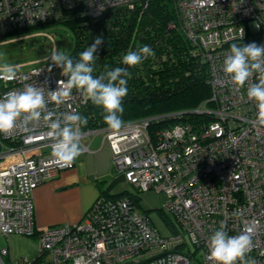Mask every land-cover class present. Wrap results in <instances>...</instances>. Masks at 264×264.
I'll return each instance as SVG.
<instances>
[{"label":"built area","instance_id":"2783aa9c","mask_svg":"<svg viewBox=\"0 0 264 264\" xmlns=\"http://www.w3.org/2000/svg\"><path fill=\"white\" fill-rule=\"evenodd\" d=\"M150 0H0V36L58 20L64 8L81 5L91 24L111 9L133 10ZM178 27L208 69L210 98L183 121V113L124 122L119 128L84 130L81 139L100 135L112 155L114 172L140 194L162 196L161 209L181 234L164 236L153 219L127 196L98 198L83 220L39 231L34 192L75 168L52 156L48 122L0 134V264H214L210 235L221 225L229 235L251 229L248 256L264 264V125L244 88L223 72L233 43L264 45V0H172ZM54 41V38L48 35ZM42 60L12 80H0V98L26 84L58 89L62 70ZM32 67V66H31ZM21 69V68H19ZM258 82L254 75L248 83ZM89 99L73 89L54 101L58 114L80 111ZM168 123L157 127L160 123ZM83 151H88L83 148ZM239 212L237 216L236 213ZM12 236L37 241L35 258L12 257ZM189 243L193 246L191 253ZM199 256V259H198Z\"/></svg>","mask_w":264,"mask_h":264},{"label":"trees","instance_id":"16d2710c","mask_svg":"<svg viewBox=\"0 0 264 264\" xmlns=\"http://www.w3.org/2000/svg\"><path fill=\"white\" fill-rule=\"evenodd\" d=\"M52 23L65 24L74 31L75 45L69 55L73 60H77L79 53L90 46L97 36L104 38V44L97 53L94 76L115 67L127 68L131 75L127 78L128 94L122 101V123L173 113H183L182 120L186 121L196 117L191 112L210 98L206 65L201 63L195 54V47L180 29L171 28L172 24L177 23L172 0H150L143 5L141 1L133 10L111 9L95 24H91L83 6L78 5L64 8L58 20ZM40 26L4 34L0 36V40L21 38ZM31 34L34 33L29 35ZM144 45L150 46L155 55L135 67L121 63L128 50ZM80 115L88 121L86 126L82 125L84 130L109 127L104 122L103 109L90 100L80 111ZM167 124L163 122L158 125L164 127ZM104 196H127L139 207L143 195L126 191L120 196ZM160 211L163 210L160 208ZM144 212L149 213L148 210ZM162 219L164 220L163 217ZM170 226L177 229L175 222L170 223Z\"/></svg>","mask_w":264,"mask_h":264},{"label":"clouds","instance_id":"9594fccd","mask_svg":"<svg viewBox=\"0 0 264 264\" xmlns=\"http://www.w3.org/2000/svg\"><path fill=\"white\" fill-rule=\"evenodd\" d=\"M104 44V38L97 36L93 43L73 60L68 54L53 49L50 53L51 67L62 69L67 80L58 81V89L45 93L44 87L26 84L21 90L9 91L0 98V134L11 133L17 127L27 130L41 120L48 122L49 137L52 141V156L57 162L70 165L81 154L79 127L88 121L78 112L58 114L48 110L49 98L56 105L68 100L73 89L82 92L95 106L103 109L104 122L111 128L122 124L123 99L128 94L127 78L131 75L125 67L106 70L94 76L97 53ZM155 53L148 45L128 50L121 63L135 67ZM223 72L240 88L247 84L246 95L256 103L257 121L264 125V45L255 42L246 45L233 43L223 62ZM255 83H248L253 76ZM16 77V66L0 64V80ZM239 215V212L236 213ZM253 246L251 229L238 235H229L221 225L208 240V255L214 264H257L248 256ZM74 264H87L83 256Z\"/></svg>","mask_w":264,"mask_h":264},{"label":"crops","instance_id":"0c3cea01","mask_svg":"<svg viewBox=\"0 0 264 264\" xmlns=\"http://www.w3.org/2000/svg\"><path fill=\"white\" fill-rule=\"evenodd\" d=\"M80 144L82 151L75 160V168L62 172L56 179L43 184L34 192L35 222L39 231L65 224H77L101 196H120L126 192L116 191L118 184L125 180L114 172L110 149L102 137L86 136L80 140ZM83 148L88 151H83ZM158 196L160 195L151 192L143 194L139 209L149 210L144 207L148 208L149 200H153V197L159 198ZM145 201L146 205L142 206ZM153 221L158 224L155 223L159 230L169 232L168 234L176 230L170 224L162 223L159 218ZM8 246L15 259L35 258L38 255L35 254L36 239L12 236Z\"/></svg>","mask_w":264,"mask_h":264},{"label":"rangeland","instance_id":"374dc122","mask_svg":"<svg viewBox=\"0 0 264 264\" xmlns=\"http://www.w3.org/2000/svg\"><path fill=\"white\" fill-rule=\"evenodd\" d=\"M52 21H56V20H52ZM52 21H50L49 23H44L42 24V26L39 25L40 27L30 31L29 33L26 34V36H23L21 38H14L3 41L0 40V64H5V63L11 64L16 66V69L18 71H27L30 68L37 66V64L42 62V60L49 59L50 53L52 52L53 49L62 51L70 55L75 45L74 31L65 24L52 23ZM30 33H34V34L29 35ZM48 35L52 36L54 38V41L50 40L48 38ZM61 74H62V70L58 73V75ZM173 114H166V115H172L169 117L171 118V120L168 123H171L174 120L173 118L176 117ZM111 159H112V155H111ZM122 190L135 191L134 188L131 187L125 181H122L120 184H118V187L116 189V191L118 192ZM154 194L156 195V193ZM158 197L159 198L153 197V200H149L148 208L146 207L144 208L149 209L148 214L153 220L154 219L157 220L159 218L162 221V223L168 225L174 222V219L166 212L160 211L163 201L161 196ZM144 204L146 205V201L142 204V206H144ZM160 215H162L164 220H162V217H160ZM160 231L164 236H169L168 234L169 232L166 233L161 229ZM173 232L175 233L173 235H179L181 234V229L178 227V230L176 229ZM5 245H6L5 242L3 240H0V248L4 247ZM189 248L191 250V253H193L194 248L190 243H189ZM37 253H38V249L35 254Z\"/></svg>","mask_w":264,"mask_h":264},{"label":"bare ground","instance_id":"6f19581e","mask_svg":"<svg viewBox=\"0 0 264 264\" xmlns=\"http://www.w3.org/2000/svg\"><path fill=\"white\" fill-rule=\"evenodd\" d=\"M123 177V176H122ZM124 178V177H123ZM125 180V179H124ZM130 185V184H129ZM131 186V185H130ZM132 187V186H131ZM136 193H139L137 190H135ZM83 220V219H82ZM54 228V227H53ZM21 237V236H20ZM27 239H31V238H27Z\"/></svg>","mask_w":264,"mask_h":264}]
</instances>
